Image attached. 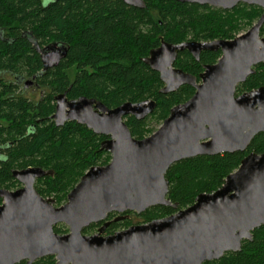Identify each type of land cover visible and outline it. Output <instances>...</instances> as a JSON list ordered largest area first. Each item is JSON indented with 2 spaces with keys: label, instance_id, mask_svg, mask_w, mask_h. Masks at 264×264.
I'll use <instances>...</instances> for the list:
<instances>
[{
  "label": "water",
  "instance_id": "1",
  "mask_svg": "<svg viewBox=\"0 0 264 264\" xmlns=\"http://www.w3.org/2000/svg\"><path fill=\"white\" fill-rule=\"evenodd\" d=\"M142 8L145 0H123ZM233 9L240 3L264 9V0H178ZM264 12L246 32L233 39L209 42L162 40L145 62L160 73L163 93L182 85L196 91L187 101L171 108L161 126L145 138L133 136L125 117L142 120L152 114L157 101L148 98L126 101L114 108L85 95L69 99L55 97L52 115L57 126L68 121L86 125L96 134L109 136L101 149L111 160L91 166L68 193L67 201L56 205L44 197L36 181L50 173L41 166L12 171L22 186L0 188V264H17L55 255V264H203L226 252L242 250L244 239L252 240L253 230L264 225V152L245 156L237 170L213 192L200 193L186 208L162 218L132 224L105 234L109 222L93 234L84 229L102 222L111 212L134 211L166 205L169 199L168 169L176 162L198 155L245 151L264 132V86L236 95L239 83L264 63ZM188 50L196 58L202 50L222 52L215 64L205 66L202 83L175 67L178 54ZM61 44L41 50L45 69L59 65L66 55ZM36 78V76H35ZM28 79L26 84L32 85ZM64 223L68 233L55 226Z\"/></svg>",
  "mask_w": 264,
  "mask_h": 264
},
{
  "label": "trees",
  "instance_id": "2",
  "mask_svg": "<svg viewBox=\"0 0 264 264\" xmlns=\"http://www.w3.org/2000/svg\"><path fill=\"white\" fill-rule=\"evenodd\" d=\"M263 12V8L246 3L226 10L178 0H145L142 8L123 0H0V188L22 186L13 169L41 166L50 173L37 179V190L44 197H53L56 205L64 204L84 173L93 165L107 164L112 156L101 149L105 136L86 125L76 121L56 125L52 117L56 95L66 92L70 99L85 95L110 108L153 98L158 104L152 114L142 120L125 117L133 136L145 138L156 131L152 121L161 125L172 107L196 91L185 84L163 93L160 73L145 62L150 51L162 40L233 39L252 27ZM55 43L64 46L66 55L59 65L45 69L41 50ZM219 56V51H207L197 61L184 50L175 66L198 74L203 63L216 62ZM33 76L43 91L38 99L26 96L17 83L22 77ZM260 86H264V63L238 86L237 93ZM251 152H264V132L256 135L245 151L198 155L174 163L166 177L168 197L176 207L157 205L141 214L128 211L129 216L108 226L107 234L188 207L200 193L221 187ZM134 215L142 221L134 222ZM115 216L113 213L110 218ZM99 226L91 224L84 233ZM54 228L60 234L69 232L64 223ZM54 262L50 255L33 264ZM209 263L264 264V225L253 230L252 240L242 241V250L226 252Z\"/></svg>",
  "mask_w": 264,
  "mask_h": 264
},
{
  "label": "flooded vegetation",
  "instance_id": "3",
  "mask_svg": "<svg viewBox=\"0 0 264 264\" xmlns=\"http://www.w3.org/2000/svg\"><path fill=\"white\" fill-rule=\"evenodd\" d=\"M262 29V28H261ZM246 32V31H245ZM244 33V32H243ZM242 34V33H241ZM240 35V34H239ZM264 36V35H263ZM237 37V36H236ZM215 40V39H214ZM187 41H193V40H187ZM195 41H201V42H209V41H203V40H195ZM210 41H213V40H210ZM207 51H212V50H202L201 51V53H200V57L199 58H196L191 52H190V54L197 60V61H200L201 60V55H202V53L203 52H207ZM219 52H220V56H219V58L217 59V61L215 62H213V63H203V70L201 71V72H199L198 74H192V73H190V74H192V75H195V77L197 78V83H202V78H201V76H200V74L202 73V72H204L205 71V66L206 65H209V64H215V63H217L219 60H220V58L222 57V52L220 51V50H218ZM218 51H212V52H218ZM182 52V51H181ZM178 56H179V54H178ZM177 59H178V57H177ZM177 61V60H176ZM260 64H262V63H260ZM259 65V64H258ZM258 65H256L254 68H255V72L254 73H256V67L258 66ZM176 67V66H175ZM177 68H179V67H177ZM181 69V68H180ZM189 73V72H188ZM253 73V74H254ZM252 75V74H251ZM250 76V75H249ZM248 76V77H249ZM28 79H33L34 80V83L32 84V85H27L26 84V81L28 80ZM248 79V78H247ZM247 81V80H246ZM245 81V82H246ZM17 83L19 84V85H22L23 84V86H24V88H32L33 90H35V91H39V93L40 94H42V89H41V87H40V85L36 82V78H35V76H33V77H30V78H28V77H22V78H20L19 80H17ZM242 83H244V82H242ZM242 83H239V85L240 84H242ZM164 85H165V83H164ZM186 85H188V84H186ZM238 85V86H239ZM238 86H237V88H238ZM21 90H22V88H21ZM196 90V89H195ZM252 90V89H251ZM247 91H249V90H247ZM244 92H246V91H244ZM244 92H242V93H244ZM64 93V92H63ZM242 93H237V89H236V95H240V94H242ZM61 94V93H60ZM57 96V95H56ZM68 97V96H67ZM69 98V97H68ZM70 99V98H69ZM73 99V98H72ZM102 135V134H101ZM105 136V138L103 139V140H105V139H108L109 138V136H106V135H104ZM102 140V141H103ZM101 141V142H102ZM110 162V161H109ZM108 162V163H109ZM101 165V164H100ZM104 165V164H103ZM58 206V205H57ZM127 212L128 211H126V212H116V211H114V212H111V213H109V215L107 216V218L106 219H104L102 222H98V224H100V226L99 227H97L94 231H92L91 233H86V234H93V233H95V232H97L98 231V229L104 224V223H106V222H109V225L114 221V220H118V219H122V218H125V217H127V216H129V214H127ZM132 212H134V211H132ZM113 213H115L116 214V216L115 217H113V218H110V215L111 214H113ZM94 224V223H93ZM134 224H136V223H134ZM108 225V226H109ZM108 226H107V228H108ZM107 228H106V231H107ZM122 230V229H121ZM105 231V234H107V232ZM68 233V232H67ZM244 240H248V239H244ZM48 256H50V255H48ZM51 256H54V258H55V262L53 263V264H55L56 262H57V259H56V256L55 255H51ZM46 257V256H45ZM41 258H44V257H41ZM38 259H40V258H38ZM38 259H36V260H38ZM35 260V261H36ZM214 260V259H213ZM213 260H206V261H204L203 262V264H206V262H211V261H213ZM26 262V264H28V260H22L21 262ZM34 261V262H35ZM21 262H19V263H21ZM33 262V263H34ZM19 263H17V264H19ZM32 263V264H33ZM210 264V263H209Z\"/></svg>",
  "mask_w": 264,
  "mask_h": 264
},
{
  "label": "rangeland",
  "instance_id": "4",
  "mask_svg": "<svg viewBox=\"0 0 264 264\" xmlns=\"http://www.w3.org/2000/svg\"><path fill=\"white\" fill-rule=\"evenodd\" d=\"M249 28H250V27H246V28H244V29L241 31V33L247 31ZM241 33H240V34H241ZM55 44H56V43H55ZM2 75H4V76L7 77V78H12V76H10L9 74H2ZM20 86H21V88H22L23 93H24L26 96H28V97H31V98H34V99H38V98L41 96V94L39 93V91H35V90H33L32 88H24L23 84L20 85ZM152 123H153V125H154V129H155V130H157V129L161 126V125H158V124L154 123V121H152ZM132 218H133V221H134V222L142 221L141 218H137L135 215L132 216Z\"/></svg>",
  "mask_w": 264,
  "mask_h": 264
}]
</instances>
